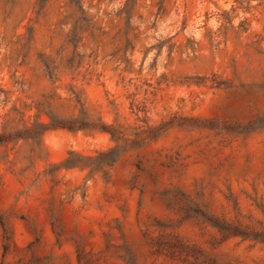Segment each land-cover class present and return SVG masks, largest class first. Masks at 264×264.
I'll return each mask as SVG.
<instances>
[{
	"label": "rangeland",
	"instance_id": "obj_1",
	"mask_svg": "<svg viewBox=\"0 0 264 264\" xmlns=\"http://www.w3.org/2000/svg\"><path fill=\"white\" fill-rule=\"evenodd\" d=\"M160 1L0 0V264H264V0Z\"/></svg>",
	"mask_w": 264,
	"mask_h": 264
},
{
	"label": "trees",
	"instance_id": "obj_2",
	"mask_svg": "<svg viewBox=\"0 0 264 264\" xmlns=\"http://www.w3.org/2000/svg\"><path fill=\"white\" fill-rule=\"evenodd\" d=\"M164 1H165V0H161V1H160V4H163V3H164ZM125 8H128V0H126V5H125ZM79 9H80V11L82 12L83 16H85V15H86V13H85V11H84L83 7H82V6H79Z\"/></svg>",
	"mask_w": 264,
	"mask_h": 264
}]
</instances>
